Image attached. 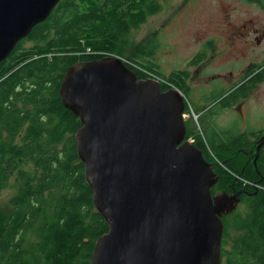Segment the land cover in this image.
<instances>
[{"label":"trees","instance_id":"1","mask_svg":"<svg viewBox=\"0 0 264 264\" xmlns=\"http://www.w3.org/2000/svg\"><path fill=\"white\" fill-rule=\"evenodd\" d=\"M155 3L61 0L32 33L38 45L31 49L37 51L24 50L22 59L0 63V192L12 189L4 208L0 206V264H90L94 243L108 225L95 210L84 179L74 141L80 124L61 103L60 80L73 63L102 57L87 55L86 48L117 56L125 55L124 50L129 55L132 44L124 37L156 13ZM137 63L125 65L155 71ZM163 79L175 87L185 83ZM235 144L231 140L215 150L227 156L229 145ZM195 146L217 166V156L207 146L209 154L199 136ZM236 170L224 171V187L239 182L251 194L257 191L252 199L242 197L245 213L233 211L221 218V264H264V151L255 166L253 158L245 159Z\"/></svg>","mask_w":264,"mask_h":264},{"label":"water","instance_id":"2","mask_svg":"<svg viewBox=\"0 0 264 264\" xmlns=\"http://www.w3.org/2000/svg\"><path fill=\"white\" fill-rule=\"evenodd\" d=\"M60 1L0 0V63ZM59 97L78 118L76 152L108 225L90 264H221V218L236 209L240 192L211 194L218 176L185 140L179 89L140 79L113 56L73 63Z\"/></svg>","mask_w":264,"mask_h":264},{"label":"rangeland","instance_id":"3","mask_svg":"<svg viewBox=\"0 0 264 264\" xmlns=\"http://www.w3.org/2000/svg\"><path fill=\"white\" fill-rule=\"evenodd\" d=\"M230 1H239L240 4L243 3L245 5L251 2L249 0H161L156 13L147 16L143 24L138 28L130 29L124 37L132 44L127 49L130 53L129 55L133 53L134 57L132 55L129 57L124 50L121 52L125 55L120 56L134 65L137 62V64L149 65L156 71L151 70V72L153 71L161 78L185 81L184 84L175 83V85L191 106L187 111L186 109L184 110L185 113L183 115V118H189L184 121L188 131L187 134L193 130L190 136L196 139L193 142L194 144L198 141L196 134L205 135L204 137L212 141L213 146L209 143L212 153L217 156L219 162L221 160V163L217 162L215 171L219 181L218 186L214 189V196L226 192L222 191L224 190V184L222 183V177L225 175L224 171L228 173H232L231 171L237 172L236 169L241 164V160H243L241 159V154H239L233 160L227 161L228 155L225 156L226 151L219 155L216 150L228 145L230 138L232 140L233 137L239 134L252 139L253 136L264 131V86L257 96L258 101L256 103L254 98L247 102L245 101V110L248 114L241 118L236 113L230 112L232 111L231 105L242 99H237V96H233L229 91L230 87L234 86L238 80H226V76H224L228 70L234 69L232 61L226 59L224 55L218 56L215 54V60H221H218V62L214 60L213 63L207 62V60H213L208 57V55L212 56V51L207 49V45L211 43L208 38H212L209 35L213 31L217 30L216 32L222 35L223 41H221V38H213L219 42L222 49L225 48L223 44H225L227 20L224 16L227 11L233 14L234 6L232 4L235 3ZM262 1L264 0H259L261 5H264ZM241 6L244 11L241 15H238V12L236 16L246 18L245 22H247L249 15H255V7L242 4ZM257 23L261 24L262 18H259ZM257 23L254 22V25L257 26ZM249 26L250 24L247 27L249 28ZM235 32L236 37L238 36L239 38L241 36L240 33L245 31L241 28L237 31H230L228 32L229 37L233 36ZM206 37L208 38L206 39ZM236 48H238L239 56V51L242 50L241 45L239 43L235 45L233 54ZM223 51L229 52L231 50L226 49ZM107 53L111 56L117 55L108 51ZM196 54L199 57H196L193 61ZM202 65V72L196 76L197 80H193L195 77L191 74L194 75V68ZM184 73H187L190 78L186 77ZM143 78L145 79L144 76ZM206 81H208V84ZM214 99L217 100L213 101ZM192 112L194 114L200 113L198 123L195 122ZM250 113L252 117L249 116ZM231 117H233L232 124L229 123ZM215 147H217L216 150ZM238 147H242V145H229L230 150L226 146L227 153L236 149L240 150ZM209 154L212 155L211 153ZM209 160L211 162L214 161L210 158ZM222 162H226V164L223 165ZM11 195L12 189L0 192V206L2 208H4L2 205ZM236 211L245 213L247 206H238Z\"/></svg>","mask_w":264,"mask_h":264},{"label":"flooded vegetation","instance_id":"4","mask_svg":"<svg viewBox=\"0 0 264 264\" xmlns=\"http://www.w3.org/2000/svg\"><path fill=\"white\" fill-rule=\"evenodd\" d=\"M159 1L161 0H156L155 4L159 5ZM249 1L251 2L249 4L246 3V5L241 3L244 6H254L255 7L254 9L255 15H249L247 22H245L246 18H241L239 16H236L238 12H239L238 15H241L244 11L240 2L230 1V2H235V3L232 4L234 6L233 14L227 11L224 16V18L227 20L226 26H225V29H226V37L224 39L225 44H223V46L225 47L224 49H222V47L219 45V42L214 40L213 38V37L221 38V41H223L222 35L219 32H216L217 30L213 31V33L209 35L212 38H208L209 36L206 37V39L207 38L210 39V42H211L210 44L207 45V49L212 51V56L208 55V57L209 59H213V60H207L208 63L214 62V60L216 59L214 57L215 54L218 56L224 55L226 59H229L232 61L234 69L228 70L227 74H225L224 76H226V80H238V82L235 83L234 86L230 87L229 91L231 92V94H233V96H237V99L238 98H242V99L238 102L236 101L237 103L232 105L231 107L232 111L230 112L236 113L241 118L245 117V115L248 114L246 113V110H245L246 102L249 101L251 98H254L255 103H256L258 101L257 96L260 94V90L264 86V5H261L259 0H249ZM262 3H264V1H262ZM259 18H262L261 24L257 23ZM254 22L257 23V26L254 25ZM40 24L36 25L31 30L30 34L27 37L20 40L16 44L13 52L14 51L18 52V54L14 55V53L12 52L13 55L11 53L5 61H10L14 57H19L15 60H12L14 63L16 60L20 58L22 59V57H24L23 55L24 50H31V52L37 51L36 49H31L32 47L38 45L36 38L32 36V33L34 32L35 28L39 26ZM249 24L250 26L248 28L247 26ZM240 28L243 29V31L245 32L240 33L241 36L239 38L238 36L236 37V32L233 34V36L229 37L228 32L237 31V30H240ZM199 37L201 36L199 35ZM237 43L241 45V49H242L239 51V56H238V51H237L238 48H236L235 53L233 54V49ZM226 49H229L232 52L223 51ZM234 55H237V56H234ZM196 57H199V55L196 54L193 58V61L196 59ZM218 60H221V59H217L215 61L218 62ZM202 70H203V65L200 67L194 68V75L191 74L193 77H195L193 80H197L196 76H198L202 72ZM184 75L190 78V76H188L187 73H184ZM218 77L220 78V76ZM139 78L144 79L141 76H139ZM206 83L208 84V81H206ZM217 99H214L213 101ZM205 101H208V100H205ZM249 116L252 117L251 113ZM229 120H230L229 123L232 124L233 117H231ZM262 137H264V131H262L260 134L256 136H253L252 139L250 137H244L242 134H239L233 137L232 140H234L236 144L242 145L243 148L238 147L240 150L236 149L235 151L228 152V155L236 156L241 153L242 155L241 159L251 160L253 158L254 160L255 157L257 156L256 146L259 143L263 144V146L259 150V153L261 150H264V142L260 141ZM236 140H238V142H236ZM230 141H231V138H230ZM209 163L212 164V162H209ZM213 168H214V171H216V166H213ZM232 183L233 182L229 183V187H224L223 188L224 190L222 191H226L228 192V194H232L234 192H240L239 203L237 207L241 205L242 207L245 206L246 205L245 201L242 198L240 199V197L246 196L247 198H251L252 197L251 192L248 191L246 187H240L239 182L238 183L234 182L233 184ZM214 187L216 188L217 184ZM214 187L211 188V193L213 196H214V189H215ZM236 209L234 211H236Z\"/></svg>","mask_w":264,"mask_h":264},{"label":"built area","instance_id":"5","mask_svg":"<svg viewBox=\"0 0 264 264\" xmlns=\"http://www.w3.org/2000/svg\"><path fill=\"white\" fill-rule=\"evenodd\" d=\"M84 53H86L87 55H95V56H106V57H109V56H111L110 54H108L107 52H102V51H91L90 50V48H86V50L84 51ZM125 64H127V65H132L130 62H128L127 60H125V59H123V58H120ZM134 65V64H133ZM136 70L138 71V72H140V74H142L145 78H150V79H154V80H156V81H158L159 83H160V85H163L165 88H169V87H171V84H169L167 81H165L163 78H161L160 76L158 77V75H156L155 73H153V72H150V71H147V70H143V69H139V68H136ZM135 71V70H134ZM137 71H135L137 74H138V72ZM142 76V77H143ZM193 116H194V118H195V120L197 119V116L196 115H194L193 114ZM194 140H195V138L194 137H190L189 139H188V141L190 142V143H193L194 142ZM205 146V148L209 151V153H211L210 152V150H209V148L206 146V144L204 145Z\"/></svg>","mask_w":264,"mask_h":264},{"label":"bare ground","instance_id":"6","mask_svg":"<svg viewBox=\"0 0 264 264\" xmlns=\"http://www.w3.org/2000/svg\"><path fill=\"white\" fill-rule=\"evenodd\" d=\"M148 53H149V52H148ZM152 54H153V53H152ZM147 56H148V55H147ZM149 57H150V56H149ZM54 58H55V57H54ZM146 69H147V68H146ZM57 95H58V94H57ZM17 98H18V97H17ZM42 102H43V101H42ZM42 102H41V103H42ZM240 143H241V142H240ZM208 146H209V145H208ZM240 146H241V145H240ZM241 148H243V147H241ZM247 148H249V147H247ZM240 154H241V153H240ZM253 154H254V153H253ZM243 155H244V154H243ZM240 156H242V155H240ZM249 156H250V155H249ZM237 159H238V158H237ZM247 159H248V158H247ZM240 181H241V180H240ZM237 183H238V182H237ZM240 183H241V182H240ZM241 185H242V183H241ZM246 185H247V184H246ZM246 185H245V186H246ZM252 185H253V184H252ZM252 185H251V186H252ZM260 185H261V184H260ZM248 186H250V185H247V187H248ZM251 186H250V188H252ZM263 186H264V185H263ZM240 187H242V186H240ZM258 189H259V188H258ZM243 190H244V189H243ZM245 190H246V189H245ZM251 190H253V189H251ZM259 190H261V189H259ZM246 191H247V190H246ZM248 191H250V190H248ZM254 191H255V190H254ZM254 191H253V192H254ZM261 191H262V190H261ZM261 191H260V192H261ZM263 192H264V190H263ZM263 192H262V193H263ZM227 193H228V192H227ZM229 193H230V192H229ZM241 195H242V194H241ZM243 195H244V194H243ZM241 198H242V197H240V199H241Z\"/></svg>","mask_w":264,"mask_h":264},{"label":"crops","instance_id":"7","mask_svg":"<svg viewBox=\"0 0 264 264\" xmlns=\"http://www.w3.org/2000/svg\"><path fill=\"white\" fill-rule=\"evenodd\" d=\"M232 106V105H231Z\"/></svg>","mask_w":264,"mask_h":264}]
</instances>
